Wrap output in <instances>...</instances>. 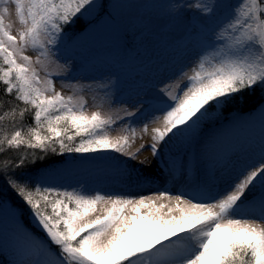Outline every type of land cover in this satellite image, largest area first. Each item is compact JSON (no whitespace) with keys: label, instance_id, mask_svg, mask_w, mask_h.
<instances>
[{"label":"snow or ice","instance_id":"6c2138e0","mask_svg":"<svg viewBox=\"0 0 264 264\" xmlns=\"http://www.w3.org/2000/svg\"><path fill=\"white\" fill-rule=\"evenodd\" d=\"M93 3L0 0V155L16 153L0 161V173L8 176L19 207L30 212L59 250L41 244L37 259L19 264H264V223L243 214L248 193L259 187V219L264 221V142L259 160L245 165L215 196L194 188L187 199L184 191L171 196L164 190L134 200L60 191L25 177L23 170L29 164L43 166L48 153L116 152L135 159L145 148L141 144L130 151L137 138L148 134L147 123L138 129L119 113L88 114L83 96L57 91L47 71L58 46L66 42L64 26L75 23ZM9 5H14L15 21ZM175 7L211 16L219 5L195 0ZM215 39L217 46L200 56L191 75L183 73L187 83L172 86L176 94L167 86L162 90L173 104L159 110L164 126L152 129L147 145L153 157L166 137L192 132L211 109L247 103L258 91L264 93V0H237ZM29 49L36 52L35 59L25 54ZM134 107L123 109L124 115H144L153 106L145 98ZM158 119L152 116L153 122ZM114 125L120 133L116 137L109 134ZM99 204L104 207L98 210ZM32 249L28 244V255Z\"/></svg>","mask_w":264,"mask_h":264},{"label":"rangeland","instance_id":"374dc122","mask_svg":"<svg viewBox=\"0 0 264 264\" xmlns=\"http://www.w3.org/2000/svg\"><path fill=\"white\" fill-rule=\"evenodd\" d=\"M194 2L94 0L92 6H86V12L82 10L83 15L78 14L76 20L83 25L79 31L72 28L76 23L64 26L66 42L58 46L54 62L47 68L53 74L56 90L65 96H83L88 114L97 110L113 115L119 113L124 121L137 127L162 120L159 110L173 104L162 90L167 86L176 94L177 89L172 86L177 82L187 83L183 73L191 75L200 56L211 53L217 46L216 32L231 15L232 5L237 0H214L219 7L211 16H202L187 7H175ZM9 7L11 19L15 21L14 5ZM25 54L36 57L31 49ZM44 75L41 71V77ZM261 94L264 98V93ZM145 98L150 99L153 106L147 113L133 117L124 115L123 109L135 111L136 101ZM223 109H211L195 128L192 138L205 139L208 153L211 151L205 158L211 162L226 154L233 159L232 163H243L239 155L246 157L250 152L246 146L260 150L264 142V101L251 112L233 111L225 116ZM153 115L159 119L153 122ZM109 134L116 137L120 133L114 125ZM117 156L121 154L72 153L31 174V182L39 181L60 191L104 195L107 189L99 183L104 179L103 174L108 177L111 171L100 169L104 162L110 163ZM0 197L3 198H0V226L17 222L39 240L33 239L35 245L43 244L44 249L50 247L58 253V247L48 241L30 212L20 211L15 199L6 195ZM12 228L17 230L16 226ZM18 245L26 247L23 241ZM12 262L6 260L5 263Z\"/></svg>","mask_w":264,"mask_h":264},{"label":"bare ground","instance_id":"6f19581e","mask_svg":"<svg viewBox=\"0 0 264 264\" xmlns=\"http://www.w3.org/2000/svg\"><path fill=\"white\" fill-rule=\"evenodd\" d=\"M163 126V119L149 124L148 134L144 135L142 139H136L130 151H135L141 144L145 145V148L135 159L121 154L110 163L104 162L100 170L111 171L108 177L103 174L104 179L99 183L100 187L107 189L104 193L105 196L120 195L135 200L141 196L155 197L161 191L167 190L171 196L179 195L181 191H184L186 193L184 198L187 199V193L191 191V188L184 189V185L193 182L198 185L204 183L207 185L208 191L200 192L206 196H215L229 186L245 165L259 160L260 150L248 144L246 148H250V152L246 157L241 153L239 155L243 163L211 162L205 158L208 153L205 139L197 141L192 138L196 129L187 134L166 137L165 142H161L158 146L159 154L153 157L151 149L147 147L152 142V129H162ZM140 127L142 126H138V129ZM220 160H223L222 157ZM142 161L144 163H141ZM179 175H181L180 178H178ZM188 177H191L192 181L187 180ZM259 195V187L248 193L249 199L243 205V214L245 218H256L257 223H264L259 219ZM163 202L167 203L168 201ZM103 207V204L97 206L98 210ZM96 214L99 212L93 215ZM126 214L131 215L132 213L130 210H126ZM10 223L7 222L3 227L0 226V264H6V260H12V264H19L22 259H37L36 252L40 247L33 242V239L37 238L17 222L11 225ZM13 226H16L17 230L14 231ZM24 232L30 235L31 239H28ZM19 241L27 242L25 243L26 247L18 245ZM28 244L33 246L31 255H28Z\"/></svg>","mask_w":264,"mask_h":264},{"label":"trees","instance_id":"16d2710c","mask_svg":"<svg viewBox=\"0 0 264 264\" xmlns=\"http://www.w3.org/2000/svg\"><path fill=\"white\" fill-rule=\"evenodd\" d=\"M75 26H73L72 28H74L75 30L77 29L78 31L80 30L81 27H83V25H80L79 24V21L76 20L75 22ZM0 89H2V86H0ZM264 101V98L262 97V94L261 92H257L256 94H254L249 100L247 103H243V104H240V105H234V106H231V107H227V108H224L223 111H224V114L225 116L232 113L233 111H240V112H251L253 111L257 105H259L261 102ZM25 121L30 123L31 122V116L30 114L26 115L25 117ZM30 151V150H29ZM37 153H39V151L37 150ZM72 153H64V154H59V153H56V154H53V153H48L47 156H46V163L43 165V166H40V164H36V165H32V164H29L27 166L26 169H24V175L25 177L29 178L31 180V174H34L35 172H38L40 168L42 167H45V166H48L52 163H55V162H60L62 161L66 156L68 155H71ZM16 153L13 152L11 154H6V155H0V161H3L5 159H10L11 156H15ZM16 175H19V173H16ZM7 179H8V176L3 174V173H0V195H6L8 196L9 198L11 199H15L16 200V207L21 211V210H24L25 208H21L19 207L20 205V200L18 197H16L13 193H12V189L8 186L7 184ZM2 190V191H1ZM7 197V199H9ZM1 199H3L2 197H0ZM15 205V204H13Z\"/></svg>","mask_w":264,"mask_h":264}]
</instances>
